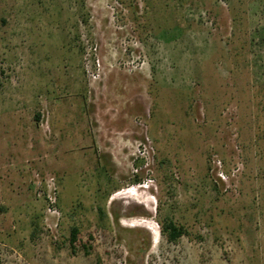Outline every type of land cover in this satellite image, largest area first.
<instances>
[{
    "label": "rangeland",
    "instance_id": "obj_1",
    "mask_svg": "<svg viewBox=\"0 0 264 264\" xmlns=\"http://www.w3.org/2000/svg\"><path fill=\"white\" fill-rule=\"evenodd\" d=\"M0 260L264 264V0H0Z\"/></svg>",
    "mask_w": 264,
    "mask_h": 264
},
{
    "label": "trees",
    "instance_id": "obj_2",
    "mask_svg": "<svg viewBox=\"0 0 264 264\" xmlns=\"http://www.w3.org/2000/svg\"><path fill=\"white\" fill-rule=\"evenodd\" d=\"M37 119L39 120L40 117L38 116ZM141 181V179L137 178L134 182L135 184H141ZM162 232L169 243H177L186 233L183 227L178 226L170 218H167L164 222H162ZM69 242L71 243V247L73 249H76L77 243L81 242L80 230L78 227L71 228V236ZM83 247L84 249H88L86 243H83ZM0 264H2L1 260Z\"/></svg>",
    "mask_w": 264,
    "mask_h": 264
},
{
    "label": "bare ground",
    "instance_id": "obj_3",
    "mask_svg": "<svg viewBox=\"0 0 264 264\" xmlns=\"http://www.w3.org/2000/svg\"><path fill=\"white\" fill-rule=\"evenodd\" d=\"M127 194H129V193H127ZM137 225V224H136ZM138 225H141V224H138Z\"/></svg>",
    "mask_w": 264,
    "mask_h": 264
}]
</instances>
